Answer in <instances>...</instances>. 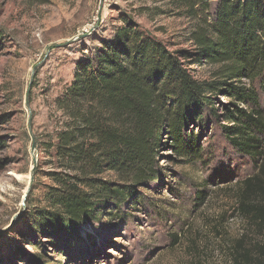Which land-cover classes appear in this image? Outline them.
I'll return each instance as SVG.
<instances>
[{"label": "rangeland", "instance_id": "rangeland-1", "mask_svg": "<svg viewBox=\"0 0 264 264\" xmlns=\"http://www.w3.org/2000/svg\"><path fill=\"white\" fill-rule=\"evenodd\" d=\"M123 14L169 49L193 50L192 23L168 0H0V264H263L264 230L239 199V183L257 169L227 145L222 122L191 128L204 158L214 149L212 163H185L164 145L138 203L81 224L78 237L37 232L35 210L50 209L55 186L40 146L64 120L56 98L75 61ZM188 68L205 80L214 66ZM99 177L117 181L111 171Z\"/></svg>", "mask_w": 264, "mask_h": 264}, {"label": "trees", "instance_id": "trees-1", "mask_svg": "<svg viewBox=\"0 0 264 264\" xmlns=\"http://www.w3.org/2000/svg\"><path fill=\"white\" fill-rule=\"evenodd\" d=\"M168 1L192 23L191 52L169 49L123 14L109 37L75 61L55 101L64 120L40 146L55 186L46 196L50 209L35 210L37 232L78 237L81 224L138 203V187L157 177L164 145L185 163H212L214 149L204 158L191 128L213 121L222 122L230 149L256 166L239 183V199L264 230V0ZM190 64L214 68L198 80ZM107 171L117 181L99 177Z\"/></svg>", "mask_w": 264, "mask_h": 264}, {"label": "water", "instance_id": "water-1", "mask_svg": "<svg viewBox=\"0 0 264 264\" xmlns=\"http://www.w3.org/2000/svg\"><path fill=\"white\" fill-rule=\"evenodd\" d=\"M86 34L85 33H82V34H80V37H83V36H85Z\"/></svg>", "mask_w": 264, "mask_h": 264}]
</instances>
